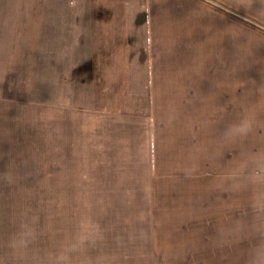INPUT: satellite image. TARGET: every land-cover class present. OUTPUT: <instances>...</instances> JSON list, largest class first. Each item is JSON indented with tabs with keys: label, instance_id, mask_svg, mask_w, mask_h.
I'll use <instances>...</instances> for the list:
<instances>
[{
	"label": "rangeland",
	"instance_id": "374dc122",
	"mask_svg": "<svg viewBox=\"0 0 264 264\" xmlns=\"http://www.w3.org/2000/svg\"><path fill=\"white\" fill-rule=\"evenodd\" d=\"M23 1L0 0V264H258V249L264 247V181L253 177H264V25L251 22L264 21L261 2L200 0L227 18H237L231 27H223L232 35H205L206 26L201 25L169 26V66L178 69L189 62V75L178 70L190 76L191 83L216 70L227 96L220 100L201 95L198 98L204 99L183 104L184 93L169 89L167 107L154 108L163 117L169 114L170 136L180 146L181 138L189 135L211 143L205 146L202 184L198 191L192 186L189 190L205 199L206 224L199 227V220L196 227L204 233L160 235V256L154 260L150 228L144 226L150 221L151 202L128 200L141 196L132 186L121 202L101 200L105 192H95L96 183L87 190L85 146L79 148L75 139L69 148L71 131L75 138L84 134L85 123L57 117L64 119L61 108L69 104L85 106L81 101L87 91L77 86L54 89V30L46 15L53 12L48 7L55 0H29L36 2L35 8L22 11ZM23 16L24 29L19 24ZM27 42L29 74L22 73L21 57L11 54L14 49L22 54ZM186 50L199 57H182ZM164 95L162 91L158 103ZM222 113L236 117L232 129L246 123L250 130L229 152V139L210 137ZM230 152L231 167L217 169L215 158L225 161ZM178 190L169 187V210ZM119 193L109 197L116 199ZM187 202L193 205L192 199ZM122 214L126 222L113 224ZM220 214L232 215V221L224 223Z\"/></svg>",
	"mask_w": 264,
	"mask_h": 264
},
{
	"label": "crops",
	"instance_id": "0c3cea01",
	"mask_svg": "<svg viewBox=\"0 0 264 264\" xmlns=\"http://www.w3.org/2000/svg\"><path fill=\"white\" fill-rule=\"evenodd\" d=\"M252 1L261 2L264 9V0ZM35 6L36 2L27 0L22 2L20 9L31 10ZM48 8L53 11L46 16L48 20L52 19L50 26L54 30L53 52L56 60L53 74L57 76L54 89L77 86L78 90L87 91L84 101H81V105L85 103V106L69 104L61 108L64 119L57 115L60 120L71 122L79 118L85 123L84 134L78 133L75 138V132L71 131L69 148L71 150L75 146L72 143L75 139L79 148L85 146L84 160L86 169L90 171L85 175L87 190L92 183H96L94 191L105 192L101 200H126L121 195L127 194L128 186H132L133 191L141 196L128 200L151 202L150 221L144 226L150 228V258L156 260L160 256L156 252L158 244H161L158 243L160 235L204 233V229L199 231L196 227L199 220V227L206 224V210L202 204L205 199L189 190L195 187L194 191H198L202 184L201 176L206 169L205 146L211 143L206 144V137L203 141L202 136L194 140L190 135L184 136L181 138V146L184 147L180 150L181 146L170 136L169 114L163 117L154 108L158 105L167 107L169 89L184 93L181 97L183 104L191 98L199 99L201 95L208 98L210 95L220 96V100L222 96H227L216 70L191 83L189 62L186 67H178L188 75L169 66V26H206L205 35L215 37L220 32L221 35H232L228 33L230 29L223 27H231V23H237V18H227L221 11L212 10L200 0H55ZM190 18L195 22L191 23ZM19 19L23 28L26 17ZM251 24L264 25V21ZM13 41L15 39L11 40V48ZM28 43L22 54L16 49L11 51L13 57H21L22 73L27 70V74L30 57ZM181 52H185L182 57L185 54L199 57L189 50ZM172 74H175L174 77L170 76ZM184 75L186 80L182 79ZM162 91L165 95L158 103ZM229 93L231 95V91ZM234 95L237 96V90ZM202 99L204 97L199 100ZM204 102L209 105L208 101ZM55 110L59 112L56 106ZM192 113L196 115V109L193 108ZM235 118L222 113L215 121L219 127L210 135L220 140L229 139L228 152L231 145L236 148L239 138V135L231 134ZM226 158L225 161L215 158V167L226 168L228 164L231 167V152ZM173 185L179 193L173 199L175 206L169 210V187ZM114 192L120 197H109ZM189 199L193 200V205L187 202ZM186 202L187 206H184ZM123 216L113 218V224L120 226L126 222ZM219 218L224 223L232 221V215L228 218L220 214ZM198 235L193 239L197 240ZM134 240H139V237H134ZM120 242L124 240L120 239Z\"/></svg>",
	"mask_w": 264,
	"mask_h": 264
},
{
	"label": "clouds",
	"instance_id": "9594fccd",
	"mask_svg": "<svg viewBox=\"0 0 264 264\" xmlns=\"http://www.w3.org/2000/svg\"><path fill=\"white\" fill-rule=\"evenodd\" d=\"M248 131H249V126L246 123H244L234 127L231 131V134L243 136L246 135ZM253 179L264 181V177H260V176H254ZM258 256H259L258 264H264V247L258 249Z\"/></svg>",
	"mask_w": 264,
	"mask_h": 264
}]
</instances>
